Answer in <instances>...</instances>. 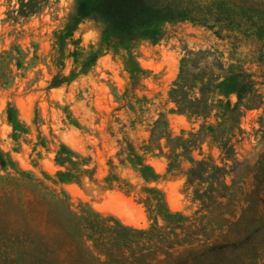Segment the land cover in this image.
<instances>
[{"label": "rangeland", "instance_id": "1", "mask_svg": "<svg viewBox=\"0 0 264 264\" xmlns=\"http://www.w3.org/2000/svg\"><path fill=\"white\" fill-rule=\"evenodd\" d=\"M108 3L0 0V264H168L264 217L241 209L264 198V30H120ZM183 59L204 114L171 94Z\"/></svg>", "mask_w": 264, "mask_h": 264}, {"label": "trees", "instance_id": "2", "mask_svg": "<svg viewBox=\"0 0 264 264\" xmlns=\"http://www.w3.org/2000/svg\"><path fill=\"white\" fill-rule=\"evenodd\" d=\"M108 10L106 11L109 25H113L120 30H129L138 26H145L155 20L163 19H191L208 23L210 27L236 31L247 29V33L252 34L256 30H264V17L251 9L252 2L249 0H109ZM248 24V28L241 26ZM149 37L155 38L154 34ZM185 61L181 65V74L174 83L171 94L178 106L179 111H186L196 114H204L209 111L212 104L207 103L204 96H194L187 98L183 95V74ZM221 68V65L218 64ZM201 75L204 67L199 68ZM234 86H249L251 81L243 74L240 75ZM196 79H201L196 77ZM201 80V93L206 84ZM213 85L217 82L213 81ZM53 85L59 84L55 77ZM187 98V100H186ZM236 105L232 109H236ZM195 134L191 133V136ZM259 187L256 186L254 200L245 199L242 214L246 210L255 206L258 210H264V198L258 193ZM242 214L240 217H242ZM254 228L244 237L239 239L214 240L213 243L202 245L201 249L188 250L185 257L179 260H171L168 264H195L197 261L209 258H216L218 264H264V217H259L255 222ZM21 232H19L20 234ZM89 237H91L89 235ZM92 238V237H91Z\"/></svg>", "mask_w": 264, "mask_h": 264}]
</instances>
